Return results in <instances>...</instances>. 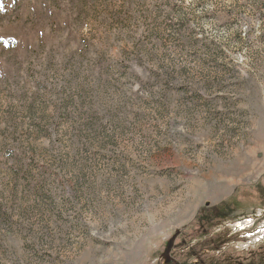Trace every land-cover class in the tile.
<instances>
[{
	"label": "rangeland",
	"instance_id": "374dc122",
	"mask_svg": "<svg viewBox=\"0 0 264 264\" xmlns=\"http://www.w3.org/2000/svg\"><path fill=\"white\" fill-rule=\"evenodd\" d=\"M264 0H0V264H264Z\"/></svg>",
	"mask_w": 264,
	"mask_h": 264
},
{
	"label": "flooded vegetation",
	"instance_id": "af4514ba",
	"mask_svg": "<svg viewBox=\"0 0 264 264\" xmlns=\"http://www.w3.org/2000/svg\"><path fill=\"white\" fill-rule=\"evenodd\" d=\"M263 211H264V209H263Z\"/></svg>",
	"mask_w": 264,
	"mask_h": 264
}]
</instances>
